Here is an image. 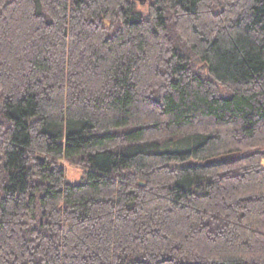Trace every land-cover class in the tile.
<instances>
[{"label":"trees","instance_id":"1","mask_svg":"<svg viewBox=\"0 0 264 264\" xmlns=\"http://www.w3.org/2000/svg\"><path fill=\"white\" fill-rule=\"evenodd\" d=\"M0 264H264V0H0Z\"/></svg>","mask_w":264,"mask_h":264},{"label":"rangeland","instance_id":"2","mask_svg":"<svg viewBox=\"0 0 264 264\" xmlns=\"http://www.w3.org/2000/svg\"><path fill=\"white\" fill-rule=\"evenodd\" d=\"M138 2H141V0H138ZM67 169L68 180L71 182L78 181L81 176V172L73 166H68Z\"/></svg>","mask_w":264,"mask_h":264},{"label":"water","instance_id":"3","mask_svg":"<svg viewBox=\"0 0 264 264\" xmlns=\"http://www.w3.org/2000/svg\"><path fill=\"white\" fill-rule=\"evenodd\" d=\"M146 0H141V3L143 4ZM223 159V158H222Z\"/></svg>","mask_w":264,"mask_h":264}]
</instances>
